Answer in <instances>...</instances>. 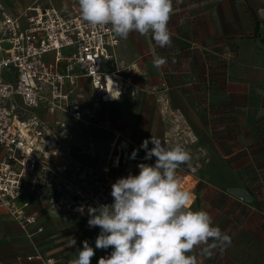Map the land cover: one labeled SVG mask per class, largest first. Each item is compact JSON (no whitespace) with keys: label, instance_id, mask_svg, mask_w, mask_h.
<instances>
[{"label":"crops","instance_id":"1","mask_svg":"<svg viewBox=\"0 0 264 264\" xmlns=\"http://www.w3.org/2000/svg\"><path fill=\"white\" fill-rule=\"evenodd\" d=\"M72 3L79 9L78 0H0L3 10L17 15L48 4L66 12ZM168 28L171 46L159 47L151 33L144 36L132 32L127 39L119 38L117 59L125 68L121 74L132 76L127 87L135 94L102 103L95 111V121L54 117L42 107L36 110L44 121H63L70 132L67 140L52 149L50 162L67 168L72 180L76 167L106 177L103 168H109L116 179L139 173L140 163L149 164L153 159L154 165L156 158L138 162L144 149L137 148L133 158L134 151L129 154L120 137L136 127L148 140L156 136L163 141L173 130L170 120L177 119L184 134L197 139V150H205L214 160L221 154L227 166L244 169L250 191L259 194L264 216V0H173ZM228 52L234 55L230 60L224 59ZM157 56L167 60L162 68L153 66ZM77 92L83 95L81 106L92 108L88 79L79 81ZM17 103L21 105L19 98ZM112 106L125 109L112 114ZM120 142L121 152L116 148ZM149 145L151 149V142ZM237 152L243 156H235ZM120 163L126 170L118 173ZM212 182L220 184L218 174L213 175ZM235 183V178L227 180L231 187L237 186ZM23 202L29 203V211L39 212L38 223L32 228L33 240L0 210V264H25L33 245L44 257L57 258L60 264L76 259L85 240L95 250L91 264H98L113 251L111 247L96 248L101 230L88 226V215L52 208L45 196L29 189L20 200Z\"/></svg>","mask_w":264,"mask_h":264},{"label":"built area","instance_id":"2","mask_svg":"<svg viewBox=\"0 0 264 264\" xmlns=\"http://www.w3.org/2000/svg\"><path fill=\"white\" fill-rule=\"evenodd\" d=\"M119 44L111 25L90 26L73 3L66 12L48 4L28 8L18 15L7 13L0 6V210L11 217L30 241L39 212L29 211L28 202L20 203L28 189L45 196L57 210L88 215L87 203L104 205L105 200L94 198L91 192L75 194L70 184L75 178L65 176L62 174L65 168L50 162L52 149L67 140L70 132L63 121H44L36 110L42 107L54 117L91 122L102 103L134 95L127 87L132 76L121 74L125 68L117 59ZM233 56L228 52L224 59ZM81 79L90 82L92 108H83L79 102L83 98L77 92ZM206 81L210 82L208 78ZM108 91L119 96L118 99L112 98ZM120 147L121 142L116 147L121 152ZM145 156L136 160L149 161ZM103 172L108 173L109 168L104 167ZM52 181L66 183L65 188L73 196L52 195L55 190ZM44 184L48 193L39 186ZM25 264H60V261L44 257L33 245L32 253L25 256Z\"/></svg>","mask_w":264,"mask_h":264},{"label":"clouds","instance_id":"3","mask_svg":"<svg viewBox=\"0 0 264 264\" xmlns=\"http://www.w3.org/2000/svg\"><path fill=\"white\" fill-rule=\"evenodd\" d=\"M78 6L82 19L94 28L111 25L120 39H127L132 32L151 33L159 47L171 46L168 23L173 0H78ZM166 63L163 57L153 59L156 68ZM141 148L145 159L156 157L155 164L140 163L138 175L129 174L113 183L111 205L88 209V226L101 230L96 248L113 249L98 264H199L193 254L197 250L199 256L210 258L215 249L230 246L231 237L213 226L207 211H193L194 196L180 186L178 171L190 162L189 151L180 144L166 146L156 136L144 140ZM135 155L134 150L133 158ZM94 255L85 240L70 264H91Z\"/></svg>","mask_w":264,"mask_h":264},{"label":"rangeland","instance_id":"4","mask_svg":"<svg viewBox=\"0 0 264 264\" xmlns=\"http://www.w3.org/2000/svg\"><path fill=\"white\" fill-rule=\"evenodd\" d=\"M122 106L111 107L110 112L115 114L123 111ZM108 109L107 112L109 113ZM115 120V119H112ZM171 124L174 126L172 131L163 139L166 146H175L180 144L191 155V160L187 165H182L178 171L181 179V188L188 190L194 196L191 204L193 211L205 210L213 220V226H218L222 232L227 233L231 237V244L224 250L219 248L214 250V254L210 258L198 255L199 250L196 251L199 264H264V233L262 231V224L264 223V216L261 214L259 208V194L250 191V183L246 177L244 169L240 167L234 168L227 166L226 159L221 155L214 157L208 155L205 150L199 151L196 149V138L193 135L184 134L180 127V121L174 119ZM124 147L129 150V154L138 151L144 140H148L147 136H142L136 127H132L128 134L122 135ZM150 149V145H148ZM139 152V151H138ZM141 152V154H145ZM242 155V152H237L234 155ZM239 157H242V156ZM156 158V157H152ZM153 159L149 165H152ZM146 164V163H144ZM148 164V163H147ZM125 165L122 169L121 163L118 167V173L125 171ZM134 169L130 170L133 172ZM140 171V169H139ZM62 172V171H61ZM67 168L62 172L66 176L69 175ZM76 174L75 180L70 182L74 186V193L91 192L95 196H99L100 200H105L104 205H111L114 200L111 196V186L118 179L114 173L108 172L106 176L96 175L93 171H82L79 168H74ZM84 174L80 177L79 174ZM128 174V173H127ZM134 171L133 175H138ZM219 175L220 184L216 186L213 183V175ZM119 175V174H118ZM128 176V175H127ZM235 178V184L228 185L227 180ZM240 180V181H239ZM46 184V183H45ZM42 187V191L48 193L47 187ZM55 188L52 195L56 197L73 196L70 191L65 188L66 183L59 181H52ZM59 186L60 189H56ZM216 187L220 188L218 190ZM223 189V190H222ZM254 191V189H251ZM75 193V194H76ZM59 195V196H57ZM252 196V198H251ZM257 203V206L255 205ZM98 207L93 201L86 204V207ZM258 207V208H257Z\"/></svg>","mask_w":264,"mask_h":264},{"label":"trees","instance_id":"5","mask_svg":"<svg viewBox=\"0 0 264 264\" xmlns=\"http://www.w3.org/2000/svg\"><path fill=\"white\" fill-rule=\"evenodd\" d=\"M255 33H258V24H257V26H256V30H255ZM261 42L263 43V45H264V36L261 38ZM251 198H252V196H251ZM256 206H257V203L255 204ZM258 208V207H257ZM262 231H263V233H264V223L262 224Z\"/></svg>","mask_w":264,"mask_h":264},{"label":"water","instance_id":"6","mask_svg":"<svg viewBox=\"0 0 264 264\" xmlns=\"http://www.w3.org/2000/svg\"><path fill=\"white\" fill-rule=\"evenodd\" d=\"M94 208H97V207H94ZM97 214H99L98 212H97ZM88 216H89V213H88ZM90 217V216H89Z\"/></svg>","mask_w":264,"mask_h":264}]
</instances>
